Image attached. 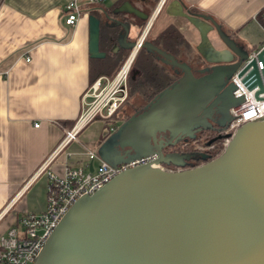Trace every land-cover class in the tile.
<instances>
[{
	"label": "water",
	"instance_id": "1",
	"mask_svg": "<svg viewBox=\"0 0 264 264\" xmlns=\"http://www.w3.org/2000/svg\"><path fill=\"white\" fill-rule=\"evenodd\" d=\"M122 11L151 19L129 2L115 9ZM88 19L89 55L103 58L100 19L93 14ZM190 20L204 44L211 45L207 32L212 29L225 45L210 46L213 71L195 77L182 66L180 83L161 91L101 145L102 158L111 165L153 153L155 164L169 163L163 147L170 143L163 145L158 135L190 132L220 94L224 78L246 58L248 49L241 53L210 18ZM246 84L264 90L256 69ZM113 137L118 149L108 144ZM180 168L138 165L83 195L53 229L34 264H264V119L238 127L217 157Z\"/></svg>",
	"mask_w": 264,
	"mask_h": 264
},
{
	"label": "crops",
	"instance_id": "2",
	"mask_svg": "<svg viewBox=\"0 0 264 264\" xmlns=\"http://www.w3.org/2000/svg\"><path fill=\"white\" fill-rule=\"evenodd\" d=\"M69 1L0 0V236L23 213L44 211L48 171L63 175L69 166L89 169L91 163L96 168L99 161L90 160L86 149L103 159L101 145L119 127L114 123L109 133L113 125L93 120L33 178L79 118L83 95L92 83L118 70H102V58L90 57L88 17L123 0H78L84 14L74 27H66L63 9ZM157 5L145 30L149 36L158 35L172 20L186 22L180 15L183 8L210 18L244 47L262 30L258 19L264 0H160ZM130 34H135L134 27Z\"/></svg>",
	"mask_w": 264,
	"mask_h": 264
},
{
	"label": "built area",
	"instance_id": "3",
	"mask_svg": "<svg viewBox=\"0 0 264 264\" xmlns=\"http://www.w3.org/2000/svg\"><path fill=\"white\" fill-rule=\"evenodd\" d=\"M91 3L99 0H90ZM84 14L78 0H71L63 9V24L74 27ZM264 35V9L259 17ZM261 55V56H260ZM129 57L114 77L96 79L85 92L82 99V110L75 124L66 131L63 140L54 153L41 165L33 178L47 170L55 156L69 142L76 140L79 132L93 120L113 121V115L122 106L127 97V80L130 66ZM132 61V60H131ZM131 63H129L130 65ZM256 69L258 79L264 87V38L260 45L249 48L246 58L231 76L234 87L233 96L238 103L231 107L232 120L225 132L233 134L246 122L264 119V90L256 84L249 88L246 79ZM36 127L39 124H35ZM115 125L109 133L114 131ZM231 136V135H229ZM90 160L97 159L98 167L89 169L81 166L67 167L63 175L48 171L46 185V207L40 213L25 212L17 223L0 236V264H34L47 238L71 205L83 195H91L104 186L120 172L142 164L173 170L164 164H155L157 154L138 157L117 165H111L101 159L95 150L86 149Z\"/></svg>",
	"mask_w": 264,
	"mask_h": 264
},
{
	"label": "flooded vegetation",
	"instance_id": "4",
	"mask_svg": "<svg viewBox=\"0 0 264 264\" xmlns=\"http://www.w3.org/2000/svg\"><path fill=\"white\" fill-rule=\"evenodd\" d=\"M151 1L155 2H153V6L150 4L152 3ZM125 2H129L133 7L149 18L151 16V10L158 6L157 4L160 0H123L119 5L113 7L109 13H107L106 10L103 11L106 17L105 24L108 26L110 35L105 43L100 42L99 44L100 48L102 47L100 50L105 53V57H103L102 60L111 61L112 66L118 68V63L131 57L135 44L140 43L130 65V72L127 80V97L124 103L128 101L130 95V83L134 82L137 75L140 74L138 65L142 63L143 59H146L151 69L155 70L159 76L158 79H154L157 77L152 78L150 76L152 80H155V84L153 83L154 85H150L151 87L149 86V81L144 84L146 90L143 92L140 90L141 92H138V97L135 99V107L132 113L127 114V112H125L123 121L129 120L132 116L140 113L144 107L149 105L158 94L155 90H160L161 92L164 89L171 88L173 85L180 83L185 75L182 66L187 67L191 75L195 77H201L211 73L215 64L208 61L207 53H210L211 47L214 49L225 47L219 37L218 41L222 44L221 47H217L214 43L206 45L201 41V38L197 47H193V41L189 39L186 32H184L186 27L176 23L174 20H172L158 35L149 36L145 31L148 26V19L144 20L142 16L126 11L115 12V9L119 8ZM182 11L180 15L184 17L187 22L185 26L191 24L190 19H193V16L198 15L192 8H183ZM174 15L177 14L174 13ZM114 26L119 27V35L113 34ZM132 27L135 28L134 35L130 34V28ZM208 33L209 31L207 34ZM235 45L241 53L243 51L242 49H245L244 46L236 42ZM199 48L202 49H200L201 52L198 51ZM193 53H205L200 55L203 61L200 67L197 66V63L200 62L199 56L197 57L195 54L193 55ZM231 85V76L229 78H224L220 94L213 98L208 110L201 113L200 121L193 125L190 132H181L175 137H172L171 133L168 131L158 135V140L163 145L170 143L168 146L163 147L164 155L171 159L169 163L164 165L171 169L191 166L193 161L184 160L185 158H182V153L185 152H183L182 149L197 140L199 136H207L209 134L219 135L225 131L226 125L232 118L231 107L234 105L230 101L231 98L234 99V87L233 85L231 87ZM124 103L122 104L123 107L126 104ZM108 144L114 146L116 144V138L113 137Z\"/></svg>",
	"mask_w": 264,
	"mask_h": 264
},
{
	"label": "rangeland",
	"instance_id": "5",
	"mask_svg": "<svg viewBox=\"0 0 264 264\" xmlns=\"http://www.w3.org/2000/svg\"><path fill=\"white\" fill-rule=\"evenodd\" d=\"M164 1V0H163ZM154 2V1H153ZM150 3L151 5L152 4H154V3ZM153 6V5H152ZM183 12V11H182ZM181 12V13H182ZM187 22H182V25H183V27H186V30H184V32H186V34H187V36H188V38L189 39H191L192 41H193V47H197V45H198V43H199V41H200V38H201V35H200V32L197 30V28H196V26L191 22V24H187L186 26H185V24H186ZM254 35H256V39L254 40V41H252V42H250V41H247L246 42V49H249V48H247V47H250V46H252L253 44H260L262 41H263V38H264V35H263V31L261 30V29H259L258 30V32H256V33H253ZM217 35V33L215 34V32L211 29L210 31H209V33H208V35H207V38H208V41H209V43H214V45H217V47H221L222 46V44H220V42L218 41V36H216ZM200 49L201 48H199V52H201L200 51ZM202 50V49H201ZM196 55L197 57L199 56V63H197L198 65L197 66H201V64H203V61H202V58H200L201 56L200 55H203L204 53H193V55ZM131 61V59H129L128 61H127V64H128V62H130ZM126 62V60H122V61H120L119 63H118V70L117 69H115V70H117V72L120 70V68L124 65V63ZM103 64V63H102ZM112 65V62L111 61H106L105 63H104V65L102 66L101 65V69L102 70H104V68H106V66H111ZM116 72V73H117ZM115 76V75H114ZM114 76H111V77H108V78H112V77H114ZM129 76V75H128ZM231 87H232V85H231ZM128 100L131 102L133 99H132V97L129 99L128 98ZM230 101H231V103L232 104H234L235 103V99H233V98H231L230 99ZM126 103V104H125ZM124 104L126 105V106H124V107H121V110L119 111V117H121L122 116V113H124V112H127V113H129V114H131L132 113V111H133V108H129L130 106H129V102L127 103V102H125ZM234 106V105H233ZM105 123L107 124V126H112V125H114V123L116 124V125H118V126H120L121 125V122L120 121H105ZM229 135H232L230 132L228 133V132H225V131H223L222 133H220L219 134V137H221V140H218V137L217 138H215V139H217V142H215L216 140H213L214 138H211V136H213V135H207V136H205V135H203V136H199L198 137V139L197 140H195V141H193L190 145H188V146H185L182 150H183V152L184 151H187V150H189V147H191V149L194 151H198V152H212L211 154H212V158L211 159H213V158H215V157H217L218 155H220L222 152H223V150L225 149V147H226V145H227V142H228V140H229V138H230V136ZM212 139V140H211ZM215 143H216V145H215ZM208 152V153H209ZM202 163H204V162H200V163H196L195 165L194 164H192L191 166H189V167H186V168H190V167H195V166H198V165H200V164H202ZM96 164V168L98 167L97 166V163H95ZM185 168V167H184ZM179 169H181L180 167L179 168H175V169H173V170H179Z\"/></svg>",
	"mask_w": 264,
	"mask_h": 264
},
{
	"label": "trees",
	"instance_id": "6",
	"mask_svg": "<svg viewBox=\"0 0 264 264\" xmlns=\"http://www.w3.org/2000/svg\"><path fill=\"white\" fill-rule=\"evenodd\" d=\"M152 2V1H151ZM111 9L112 8H109V9H106V12L107 13H109V11H111ZM101 15H97V17L100 19V23H101V33H100V42L101 43H105L106 42V40L108 39V37H109V35H110V33H109V29H108V26L105 24V21H106V17H105V14L103 13V11H102V13H100ZM119 29V27L118 26H114V28H113V34H115V35H119V33H118V30ZM110 32H112V31H110ZM114 38H115V36H114ZM104 47V46H103ZM100 49H102V47L100 48ZM145 56H146V54H145ZM103 64H102V66L104 65V63H105V61L103 60V62H102ZM105 70H107V71H110V70H115V69H117V67L115 68V67H113L112 65L111 66H106V68H104ZM138 69L140 70V74L139 75H137V77H136V79H135V81L134 82H131L130 83V95H129V99L135 94V95H137L138 94V92H143V91H145L146 89L144 88V84L147 82V81H149L150 82V84H149V86L151 85L152 86V84L154 83V79H158V74L155 72V70H153V69H151V67L148 65V63H147V61H146V59H143V61H142V63L140 64V65H138ZM150 76L152 77V78H154V77H157V78H154L153 80L150 78ZM155 84V83H154ZM153 84V85H154ZM150 86V87H151ZM141 90V91H140ZM158 94L160 93V90H155ZM157 94V95H158ZM130 103V101L128 100L127 101V103ZM131 105H130V107L129 108H134L135 107V102H133V103H130ZM121 107H123V106H121ZM121 107L117 110V112L113 115V119H118V120H122L123 118H124V116H125V112L124 113H122V116L121 117H119L118 115V113H119V111L121 110ZM127 114H129V113H127ZM126 114V115H127ZM232 119V118H231ZM218 137V140H221V137H219V135H213V136H211V138H214L213 140H216L215 142H217V139H215V138H217ZM212 140V139H211ZM215 145H216V143H215ZM209 152V151H208ZM207 151L206 152H198V151H193L192 149H191V147H189V150H187V151H185L184 153H182V158H185L184 160H190V161H193V163L192 164H198V163H200V162H204V161H208V160H210L211 158H212V152H209L208 153Z\"/></svg>",
	"mask_w": 264,
	"mask_h": 264
},
{
	"label": "bare ground",
	"instance_id": "7",
	"mask_svg": "<svg viewBox=\"0 0 264 264\" xmlns=\"http://www.w3.org/2000/svg\"><path fill=\"white\" fill-rule=\"evenodd\" d=\"M130 59H131V58H130ZM131 60H132V59H131ZM131 62H132V61L128 62V64H126V66H125V67L127 68V65H128V66H130L131 64L129 65V63H131Z\"/></svg>",
	"mask_w": 264,
	"mask_h": 264
}]
</instances>
